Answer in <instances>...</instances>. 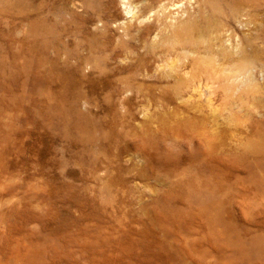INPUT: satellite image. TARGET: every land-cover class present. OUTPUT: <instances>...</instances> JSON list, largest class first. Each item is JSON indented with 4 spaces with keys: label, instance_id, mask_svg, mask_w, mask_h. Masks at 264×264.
<instances>
[{
    "label": "rangeland",
    "instance_id": "1",
    "mask_svg": "<svg viewBox=\"0 0 264 264\" xmlns=\"http://www.w3.org/2000/svg\"><path fill=\"white\" fill-rule=\"evenodd\" d=\"M123 1L0 0V264H264V0Z\"/></svg>",
    "mask_w": 264,
    "mask_h": 264
},
{
    "label": "bare ground",
    "instance_id": "2",
    "mask_svg": "<svg viewBox=\"0 0 264 264\" xmlns=\"http://www.w3.org/2000/svg\"><path fill=\"white\" fill-rule=\"evenodd\" d=\"M68 1V0H67ZM125 1V0H124ZM123 1V2H124ZM72 3V2H71ZM64 5H66V4H64ZM133 6V5H132ZM135 7V6H134ZM126 8H127V6H126ZM129 9L131 10L132 8L131 7H129ZM126 11V10H125ZM129 11V10H128ZM132 13H133V11H131ZM127 13V12H126ZM129 13V12H128ZM128 16H130V15H128ZM136 16V15H135ZM132 18V17H131ZM132 20V19H131Z\"/></svg>",
    "mask_w": 264,
    "mask_h": 264
}]
</instances>
